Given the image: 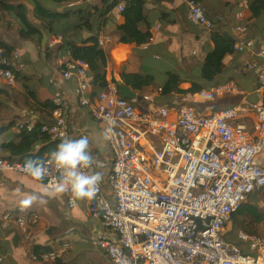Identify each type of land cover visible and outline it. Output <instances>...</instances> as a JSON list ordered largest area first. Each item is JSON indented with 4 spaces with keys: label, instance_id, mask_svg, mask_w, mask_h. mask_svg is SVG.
Instances as JSON below:
<instances>
[{
    "label": "built area",
    "instance_id": "2783aa9c",
    "mask_svg": "<svg viewBox=\"0 0 264 264\" xmlns=\"http://www.w3.org/2000/svg\"><path fill=\"white\" fill-rule=\"evenodd\" d=\"M133 1L104 0L100 9L123 12ZM189 18L210 26L198 0L189 1ZM169 27L166 17L142 26L141 31L169 47ZM255 28L254 22L236 26L239 38L234 40V50L255 54L245 67L257 74V90L264 97V28L259 31L263 41L259 48H255L256 39L249 37ZM125 42V38L101 30L93 45L105 53ZM46 47L56 55L63 77L77 81L80 105L101 121L113 151L112 161L95 156V163L83 169L93 174L94 166L108 168L111 164L107 187L102 177L86 212L98 218L105 229L91 236L93 248L105 253L112 264H264V233L237 230L236 236L247 243V249L225 236L227 223L248 196L264 190V165L258 161L264 148V103L243 99L216 109L220 98L244 94L239 81L230 78L197 91L207 101L202 111L183 101L176 118L171 119L144 106V101L154 98L151 91L136 92L137 98L125 97L114 79L96 90L89 76L90 53L87 49L78 53L66 43L64 34H51ZM4 51L0 48V63L4 64L0 66V83L13 86L17 75L10 58H18L20 52L14 49L11 56H5ZM110 63L107 59V68ZM68 119V112L57 106L49 122L37 124L33 119L21 129L37 131L45 141L58 146L65 137L71 138ZM10 153L11 143L0 140V172L27 175L22 170L25 160H13ZM59 175L51 168L44 179L52 191ZM57 195L65 197L70 208L79 204L70 191ZM40 219L38 212L21 210L18 204L4 213L2 225L17 224L23 241L28 242ZM70 248V242L62 241L41 256L33 250L31 254L34 260L55 261Z\"/></svg>",
    "mask_w": 264,
    "mask_h": 264
},
{
    "label": "crops",
    "instance_id": "0c3cea01",
    "mask_svg": "<svg viewBox=\"0 0 264 264\" xmlns=\"http://www.w3.org/2000/svg\"><path fill=\"white\" fill-rule=\"evenodd\" d=\"M10 1L25 3L29 13L32 15V0ZM103 1L85 0L79 3L78 0H66L60 2L62 3V7H60L64 8V10L60 9L58 5L54 7L51 5L52 9H59L58 11L65 13L57 22L56 31L65 35L66 43L69 46L82 45L84 49L88 50V53H90L88 57L90 64L89 76L93 80L96 90L103 88L100 86L99 74L104 71V76L108 79H114L118 82L124 80L125 84L130 86L135 92H138L139 89L147 90V92L151 90L154 98L152 101H144V106L150 110L157 111L163 116L171 119L176 118L178 108H172V112L166 113L171 101L164 104L169 99L165 95V87L170 86L175 80L180 82L195 81L199 83V89L208 85L202 79H182L177 68L169 66L166 59L162 58L161 55L178 58V60L185 56L187 59H197L198 63H201L207 51L213 47V44L207 43L208 49L202 56H199V51L196 47H192L191 50L185 48L183 43L184 34L187 32L191 22L189 18L190 0H149L146 3L148 23L160 18H169L170 27L168 33L172 43L169 47L164 45L162 39L128 37L127 33L119 28L125 21L122 12L112 8L108 12H103L100 9ZM202 1L205 5L208 3L209 12L213 13L218 20H221L220 23L223 22L222 30L230 34L234 39H238L239 34L236 26L248 23L250 16L248 10L249 0ZM81 9H83L82 14L80 13ZM83 16L91 20V28L89 30H81L80 24ZM72 17L74 20H72ZM32 21H35L34 17ZM250 22H254L256 28L249 32V37L256 39L255 48H259L263 43L259 38V31L264 28V13L255 14ZM16 24V20L11 15L0 11V41L11 46L13 48L12 52L14 49L20 52L18 58H10L11 67L17 73L16 84L5 86L0 83V128H3L0 133V140L11 143L10 157L13 160H20L22 154L37 155L44 148H47L53 141H45L37 131H22L21 126H25L33 119L37 121V124L49 122L54 106H62L69 114L67 126L71 138L77 139L81 136H87L91 155L93 157H104L112 161L113 151L104 137L101 121L93 116L91 110L83 108L79 103V96L76 91L77 81L74 78L63 77L61 68L56 61V55L47 50V47L43 49L41 43L34 39L21 38ZM196 26L206 25L196 23ZM101 30L110 32L118 38H125L124 46L112 47L105 52L106 58L110 61L114 52H118L121 55L120 57L122 58L119 65L125 75L127 73L126 69H134L140 66L142 69L140 76L148 77V73H150L152 68L147 64L143 65L141 62L147 52L154 53L158 60L164 61L171 71L163 79L165 87L152 88L144 85L147 88H143L142 84L134 76L126 78L113 75L111 72L112 61L107 68L100 59L94 58L95 47L93 41L84 42L85 32H87L88 38L92 36L96 38V35ZM41 31L42 33H47L48 36L53 34L43 28ZM69 35L74 37L73 42L69 41ZM132 39L147 41V45L139 44V42H130ZM109 51H111L110 56ZM251 57L256 58L255 54L250 52L235 50L229 56L228 62L221 72L220 81L230 78L237 79L244 90V94L220 98L218 106L217 104L215 105L216 109L223 105H233L243 99L264 103L263 95L257 90V74L254 71H248L245 67L246 60ZM188 77L191 78L190 76ZM181 103H183V100L178 104ZM203 103V106H205L207 101ZM169 111L171 110L169 109ZM255 135L256 132H253L254 137ZM51 148L56 149L57 144ZM258 161L264 165V148L258 155ZM110 170L111 164L108 168L93 167V171L99 172L103 177L104 186H106ZM45 189H47V192H45ZM263 192L264 190L251 193L246 201L264 210ZM33 193L38 194V200L34 202V207L27 208L30 211L38 212L41 215V219L33 227L30 241L24 242L19 226L11 223L5 228L2 225V218L6 211H13L18 204H21L24 198ZM109 193L113 197L110 191ZM0 201L3 203L0 210V255L2 256L0 264H112L105 253L93 248L91 245V236L105 230L98 218L86 214L93 205V198L91 200H78V206L70 208L66 198L55 194L44 180H34L25 174L4 171L0 172ZM68 221L71 222L69 229ZM232 221L227 223L229 225H226V238L247 249V243L239 240L236 236L237 230L245 229L239 227L236 222L232 223ZM245 222L250 226L257 224L250 217H245ZM61 225H63V228L57 234H49V230H58ZM259 225L264 233V224L260 223ZM85 228L87 231H85ZM62 241H68L71 244L70 250L63 257L55 261L45 260L42 257L37 260L32 258L31 252L32 250L34 251L35 244L52 243L54 247Z\"/></svg>",
    "mask_w": 264,
    "mask_h": 264
},
{
    "label": "trees",
    "instance_id": "16d2710c",
    "mask_svg": "<svg viewBox=\"0 0 264 264\" xmlns=\"http://www.w3.org/2000/svg\"><path fill=\"white\" fill-rule=\"evenodd\" d=\"M33 1V11L32 15L29 13L27 5L21 1L12 2L10 0H0V11L1 13H8L12 16L13 19L16 20L17 30L19 36L23 39H34L38 43L42 42L43 33L41 29H45L47 32L57 33L56 24L61 19L65 13L57 11L46 5L41 0H32ZM52 2H62L66 0H50ZM202 2L205 7V12L207 18L210 21V27L200 26L197 27L196 23L191 20L190 26H195L198 28L199 32L196 33V39L198 41L202 40L205 45L207 43L213 44L212 49L207 51L205 54V58L201 63H198L197 59H187L185 56L182 57L181 60L178 58H172L167 55H161L162 58L166 59L167 63L171 67H176L178 72L180 73L182 79H202L205 81L206 85L212 86L220 82L221 72L225 65L228 62L229 56L234 51V38L224 32L221 28L223 22L220 23L221 20H218L213 13L209 12V4L205 3L202 0H198ZM146 0H134L123 12L122 15L125 21L119 26L120 30L127 33L130 38H148L147 34H144L141 31V27L148 25V16L146 12ZM248 10L250 12V16L248 18V22L252 20L255 14H263L264 13V0H249L248 2ZM83 9H81L80 13L82 14ZM35 18V21H32V18ZM82 22L80 24L81 30H89L91 28V20L87 17H82ZM95 39L94 36L85 39L84 42L93 41ZM0 48H4V55L10 56L12 52V47L7 45L5 42L0 41ZM78 53L82 54L84 48L82 45L75 46ZM48 50V49H47ZM94 58H98L101 60L103 65H106L107 58L105 53L101 49H96L94 54ZM0 66H4V64L0 63ZM104 71H101L99 74V82L100 86L104 87L107 83L108 78L104 76ZM17 75V73H16ZM190 76L191 78H189ZM139 94H144L147 90L140 89ZM57 106H54V108ZM3 131V128H0V133ZM56 142H51L47 148H44L37 155H33L30 153L22 154L20 160H26L27 158H40L45 160V155L52 153L55 149L51 148L55 145ZM245 217L252 218L255 225L250 226L245 222ZM233 220L239 225V227L245 229L249 232H257L262 234L260 223L264 224V210L259 208L250 202H244L240 208V210L234 214ZM53 248L52 243L48 244H35L34 252L41 256L44 252L49 251Z\"/></svg>",
    "mask_w": 264,
    "mask_h": 264
},
{
    "label": "clouds",
    "instance_id": "9594fccd",
    "mask_svg": "<svg viewBox=\"0 0 264 264\" xmlns=\"http://www.w3.org/2000/svg\"><path fill=\"white\" fill-rule=\"evenodd\" d=\"M94 163L87 136L77 139L65 137L50 153L47 160L27 158L22 170L34 180L43 181L49 176L51 168H55L60 174L58 182L54 184L55 194L70 191L74 200H91L97 192L102 176L99 172L87 174L83 169L90 168ZM37 200L38 194L28 195L21 201V210L31 206Z\"/></svg>",
    "mask_w": 264,
    "mask_h": 264
},
{
    "label": "bare ground",
    "instance_id": "6f19581e",
    "mask_svg": "<svg viewBox=\"0 0 264 264\" xmlns=\"http://www.w3.org/2000/svg\"><path fill=\"white\" fill-rule=\"evenodd\" d=\"M130 42H139V44L147 45V41H136L131 40ZM118 51V50H114ZM111 54V51H109V56ZM148 54V55H146ZM143 58L141 59V62L144 64L149 65L152 70L150 73H148L147 76L141 77L140 74L142 73V69L140 66L138 68L134 69H126L127 73L126 75L123 72L122 67H120L119 63L121 62V55L118 52H114V54L111 57L112 65H111V72L116 77H126V78H132L134 76L136 80L142 84V85H148L152 88H159L165 87V83H163L164 77H167V74L171 71L167 67L166 63L164 61L158 60L157 57L152 52H147ZM199 89V83L195 81L191 82H180L178 80H175L170 86L165 87V91L169 93L171 91H180L182 93H185L187 97L197 94V91Z\"/></svg>",
    "mask_w": 264,
    "mask_h": 264
},
{
    "label": "rangeland",
    "instance_id": "374dc122",
    "mask_svg": "<svg viewBox=\"0 0 264 264\" xmlns=\"http://www.w3.org/2000/svg\"><path fill=\"white\" fill-rule=\"evenodd\" d=\"M41 1H43L46 5H48L49 7H51V5L54 7L55 5H58V7H60L61 5H62V3H60V2H52V1H50V0H41ZM62 7V6H61ZM60 7V9H62V10H64V8H61ZM52 8V7H51ZM55 10H57V9H55ZM59 10V9H58ZM57 10V11H58ZM72 20H74V18L72 17ZM197 32H199V30H198V28L197 27H195V26H191V27H189L188 28V30H187V32L184 34V40H183V43L185 44V48L186 49H192V47H196L197 48V50L199 51V56H202V55H204V53L206 52V50L208 49V45H205L204 43H203V41L201 40V41H198L197 39H196V33ZM69 41L70 42H73L74 41V37L73 36H71V35H69ZM120 80V79H119ZM120 82H122V83H124L125 84V82H124V80H120ZM135 83V82H134ZM146 85V84H145ZM143 88H147V86H144V85H141ZM140 90V89H139ZM138 90V91H139ZM149 91H151V90H149ZM171 94H172V96H171ZM165 95L167 96V98H169V99H167L165 102H164V104L165 103H169L170 101H171V104H169L168 105V107H167V110H166V113H168V112H172V108L173 109H177V107H179V105L180 104H178L181 100H183V101H187V102H191L194 106H196L197 108H198V110L199 111H201L205 106H203L204 105V103L203 102H205L206 100L205 99H203L201 96H198V95H192V96H189V97H187V95H185L184 93H182V92H180V91H171L170 93H169V91L168 92H166L165 91ZM165 97V96H164ZM171 98V99H170ZM169 109L171 110V111H169ZM164 114V113H163ZM263 195H264V192H263ZM2 206H3V203L0 201V210L2 209ZM32 207H34V203L31 205V206H29V208H32ZM63 218H65V217H63ZM233 222H235L234 220L232 221V223ZM70 223L71 222H67V225H68V229H69V227H70ZM231 223V222H230ZM227 225H229V224H227ZM63 228V225H61V228H59L58 230H55V231H53V230H49V234L50 233H54V234H57L58 233V231L60 230V229H62ZM237 229H239V228H237ZM85 231H87V229L85 228ZM262 233H263V231H262ZM50 235H53V234H50Z\"/></svg>",
    "mask_w": 264,
    "mask_h": 264
},
{
    "label": "water",
    "instance_id": "95a60500",
    "mask_svg": "<svg viewBox=\"0 0 264 264\" xmlns=\"http://www.w3.org/2000/svg\"><path fill=\"white\" fill-rule=\"evenodd\" d=\"M48 38H49L48 34L43 32V39L41 42L43 49H46ZM87 38H88L87 32H85V39H87ZM119 88H120V92H121L122 96L131 97V98H137L138 97L137 93L130 86H128L124 83L119 82Z\"/></svg>",
    "mask_w": 264,
    "mask_h": 264
}]
</instances>
